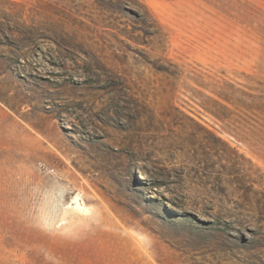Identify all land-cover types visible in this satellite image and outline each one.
Here are the masks:
<instances>
[{
    "label": "rangeland",
    "instance_id": "374dc122",
    "mask_svg": "<svg viewBox=\"0 0 264 264\" xmlns=\"http://www.w3.org/2000/svg\"><path fill=\"white\" fill-rule=\"evenodd\" d=\"M0 264H264V0H0Z\"/></svg>",
    "mask_w": 264,
    "mask_h": 264
},
{
    "label": "bare ground",
    "instance_id": "6f19581e",
    "mask_svg": "<svg viewBox=\"0 0 264 264\" xmlns=\"http://www.w3.org/2000/svg\"><path fill=\"white\" fill-rule=\"evenodd\" d=\"M70 205L71 206H69L68 208H71L72 212L77 215L87 214L90 212V208H88L85 203L81 202V198L79 195L72 198V202L70 203Z\"/></svg>",
    "mask_w": 264,
    "mask_h": 264
}]
</instances>
